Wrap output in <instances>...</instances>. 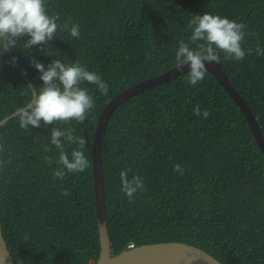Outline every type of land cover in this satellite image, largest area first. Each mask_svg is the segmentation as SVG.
<instances>
[{
    "label": "trees",
    "instance_id": "trees-1",
    "mask_svg": "<svg viewBox=\"0 0 264 264\" xmlns=\"http://www.w3.org/2000/svg\"><path fill=\"white\" fill-rule=\"evenodd\" d=\"M46 9L59 16L58 24H79L80 38L58 30L47 56L18 45L12 53L28 79L42 85L33 56L45 67L53 59L78 61L109 92L81 85L94 109L82 124L54 125L73 127L87 140L89 167L66 175L62 186L52 176L59 152L50 144L51 126L23 130L16 116L0 125V220L16 264H93L100 256L93 177L99 114L123 90L177 66L175 52L189 40V21L206 12L247 26L244 60L221 54L220 61L264 131V55L255 53L257 44L264 48V0H46ZM11 59L0 52V121L31 98L29 82L17 65H8ZM187 74L138 93L109 119L103 166L113 253L130 243L184 242L223 264H264V153L217 77L207 70L202 83L190 86ZM196 105L210 112L207 120L193 115ZM44 145L52 151L45 153ZM65 146L69 153L76 147ZM45 156L52 157L51 166ZM176 164L182 175L173 171ZM126 167L144 179L145 191L134 203L120 192ZM63 189L70 194L61 195Z\"/></svg>",
    "mask_w": 264,
    "mask_h": 264
},
{
    "label": "clouds",
    "instance_id": "clouds-1",
    "mask_svg": "<svg viewBox=\"0 0 264 264\" xmlns=\"http://www.w3.org/2000/svg\"><path fill=\"white\" fill-rule=\"evenodd\" d=\"M58 20V15H49L46 0H0V52L6 54L22 45L29 51L38 48L47 56L51 47L50 42L55 39L58 30L67 31L72 38H80L79 24L70 25L69 22L58 24ZM246 27L244 23L206 12L203 15H193L188 24L191 30L189 40L188 42L181 40L175 52L177 69L181 70L182 66L188 67L187 84L196 86L202 83L207 71L204 62L219 63L221 54L225 60L243 61L246 51L242 48V42L245 36L249 35L245 31ZM252 52L251 48L247 49L248 55ZM255 53L264 55V48L257 44ZM7 63L14 67L18 63V57L13 56ZM30 64L40 73L38 79L42 81V85L29 86L31 98L16 109L15 114L19 127L23 130L29 131L30 126L32 128L51 126L50 144L59 152L55 161L57 167L52 176L54 180H60L62 186L66 175L84 173L89 167V161L85 156L87 140L85 137L75 135L73 127L62 129L54 125H70L73 121L82 124L94 109L93 96L89 94L88 88L81 85H95L104 96L109 92V85L97 73L89 71L78 61L65 64L59 59H53L45 67L33 56L30 58ZM193 115L207 120L210 112L201 111L199 105H196ZM65 145L76 147L69 153ZM42 147L45 153L52 151L50 146ZM0 151H3V146H0ZM44 160L48 166L53 163L50 156H45ZM2 163L0 161V164ZM173 171L182 175L184 170L176 164ZM129 173H132L130 167L119 173L120 192L129 203H134L136 195L145 191V184L143 177L135 173L130 177ZM69 194L67 189L61 192L63 196ZM27 240L28 237L25 235L24 241Z\"/></svg>",
    "mask_w": 264,
    "mask_h": 264
},
{
    "label": "water",
    "instance_id": "water-1",
    "mask_svg": "<svg viewBox=\"0 0 264 264\" xmlns=\"http://www.w3.org/2000/svg\"><path fill=\"white\" fill-rule=\"evenodd\" d=\"M13 57L12 51L9 52ZM205 67L217 77L228 94L235 100L243 111L252 130L253 136L264 153V131L248 102L236 89L224 70L221 61L204 62ZM21 74L27 79L30 85L32 82L25 75L19 63H16ZM188 67L177 66L161 73L155 77L143 79L133 86L123 90L113 97L99 114L98 124L93 140V177L97 222L100 237V256L93 264H223L213 255L200 247L189 245L184 242H162L137 246L134 249H126L114 255L112 241L108 229V212L106 204V189L104 181L103 146L104 137L107 131L109 119L114 111L123 103L138 93L161 85L171 78L187 73ZM16 112L10 114L0 121V125L16 116ZM0 264H16L8 248L7 241L3 235L2 223L0 220Z\"/></svg>",
    "mask_w": 264,
    "mask_h": 264
},
{
    "label": "built area",
    "instance_id": "built-area-1",
    "mask_svg": "<svg viewBox=\"0 0 264 264\" xmlns=\"http://www.w3.org/2000/svg\"><path fill=\"white\" fill-rule=\"evenodd\" d=\"M136 246L133 244V243H130L129 245H128V249H134Z\"/></svg>",
    "mask_w": 264,
    "mask_h": 264
}]
</instances>
